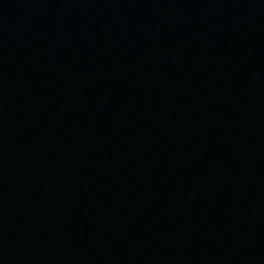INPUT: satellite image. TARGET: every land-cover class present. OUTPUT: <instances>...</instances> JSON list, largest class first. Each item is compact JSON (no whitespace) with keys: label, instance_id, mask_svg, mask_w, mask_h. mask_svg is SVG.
I'll use <instances>...</instances> for the list:
<instances>
[{"label":"water","instance_id":"1","mask_svg":"<svg viewBox=\"0 0 264 264\" xmlns=\"http://www.w3.org/2000/svg\"><path fill=\"white\" fill-rule=\"evenodd\" d=\"M0 264H264V0H0Z\"/></svg>","mask_w":264,"mask_h":264}]
</instances>
